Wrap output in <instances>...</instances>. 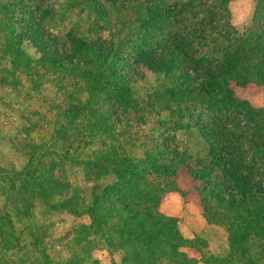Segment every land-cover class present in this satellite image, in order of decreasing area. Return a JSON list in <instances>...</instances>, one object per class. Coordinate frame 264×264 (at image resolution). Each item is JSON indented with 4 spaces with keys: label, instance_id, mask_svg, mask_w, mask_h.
Instances as JSON below:
<instances>
[{
    "label": "trees",
    "instance_id": "trees-1",
    "mask_svg": "<svg viewBox=\"0 0 264 264\" xmlns=\"http://www.w3.org/2000/svg\"><path fill=\"white\" fill-rule=\"evenodd\" d=\"M229 4L0 0V88L61 96L49 139L20 144L21 168L0 166V264H100L97 251L118 254L111 264H264V106L233 90L264 100V0L241 33ZM191 191L227 234L223 256L160 211ZM37 208L85 222L56 238Z\"/></svg>",
    "mask_w": 264,
    "mask_h": 264
},
{
    "label": "rangeland",
    "instance_id": "rangeland-1",
    "mask_svg": "<svg viewBox=\"0 0 264 264\" xmlns=\"http://www.w3.org/2000/svg\"><path fill=\"white\" fill-rule=\"evenodd\" d=\"M253 2L254 0H230L229 8L232 22L234 19L244 21L241 28L235 27L240 33L243 32L249 19ZM76 18V15L66 17L65 20L53 25V31L55 33H64L71 28ZM233 90L238 98L248 101L252 107L261 108L264 106V100L259 90L239 88L237 86H233ZM14 91L0 88V166L19 169L26 161L25 157L20 153L22 150L20 144L24 141L41 143L49 139V134L52 131L49 121L53 119L51 104L58 102L61 96L57 89L49 84H45L39 91H33L26 84L19 87L17 92ZM28 121L30 123H38V128L26 133L25 128L27 129L29 126ZM74 171L75 175L73 177L70 176L72 184L83 187L85 181L82 179L80 171ZM181 184L185 187H190V182L185 178L181 180ZM160 211L163 215L176 218L179 221V230L183 237H185V233L186 235H195V232H198L199 235L193 238L199 237L206 241V255L223 256L227 252L226 232L222 228L207 225L199 211L195 192L191 191L186 197H181L174 193L167 194L160 206ZM173 213L178 216H168ZM36 216L38 223H48V221L56 223L53 232V236L56 238L70 233L76 224L85 222V219L74 220L62 214L44 216L38 208L36 209ZM61 247L60 244L56 250H61ZM188 253L191 255L190 251ZM94 257L99 260L100 264H111L112 260H119L118 254L111 256L105 251H97Z\"/></svg>",
    "mask_w": 264,
    "mask_h": 264
},
{
    "label": "clouds",
    "instance_id": "clouds-1",
    "mask_svg": "<svg viewBox=\"0 0 264 264\" xmlns=\"http://www.w3.org/2000/svg\"><path fill=\"white\" fill-rule=\"evenodd\" d=\"M232 23L233 27L241 28V26L244 24V21L240 19H234Z\"/></svg>",
    "mask_w": 264,
    "mask_h": 264
},
{
    "label": "crops",
    "instance_id": "crops-1",
    "mask_svg": "<svg viewBox=\"0 0 264 264\" xmlns=\"http://www.w3.org/2000/svg\"><path fill=\"white\" fill-rule=\"evenodd\" d=\"M168 216H178V215H176L175 213H173V214H171V215H168ZM201 230H203V228H201ZM204 231V230H203ZM197 235H199V233L198 232H195V235L194 234H190V235H186V233H185V237L186 238H193L194 236H197Z\"/></svg>",
    "mask_w": 264,
    "mask_h": 264
}]
</instances>
